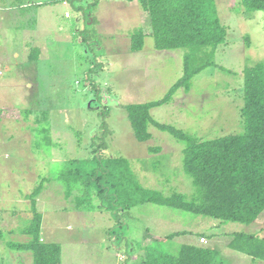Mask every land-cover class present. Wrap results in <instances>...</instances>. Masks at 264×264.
<instances>
[{"label": "rangeland", "instance_id": "374dc122", "mask_svg": "<svg viewBox=\"0 0 264 264\" xmlns=\"http://www.w3.org/2000/svg\"><path fill=\"white\" fill-rule=\"evenodd\" d=\"M134 2L0 0V264H32L31 252L7 244L28 240L22 233L34 214L28 196L41 183L42 237L70 250V264H134L144 256L140 243L179 231L187 233L166 245L171 251L188 243L190 233L203 232L207 247L220 252L215 264H262L228 242L236 233L264 238V212L251 225L151 203L117 215L112 199L87 183L66 197L68 162L93 156L101 145L99 155L126 159L144 187L165 196L197 195L184 170L185 142L155 126L149 141H138L125 109L164 99L183 76L188 53L157 50L149 16ZM216 3L226 43L189 92L180 88L150 111L156 122L202 141L244 132V71L264 62V12L246 11L241 0ZM138 29L144 47L133 52ZM84 191L83 206L77 198Z\"/></svg>", "mask_w": 264, "mask_h": 264}, {"label": "trees", "instance_id": "16d2710c", "mask_svg": "<svg viewBox=\"0 0 264 264\" xmlns=\"http://www.w3.org/2000/svg\"><path fill=\"white\" fill-rule=\"evenodd\" d=\"M126 1H137L141 9L149 14L151 36L157 50H188L183 76L164 99L126 105L125 109L138 141H149L152 138L149 128L155 126L185 142L184 170L192 178L197 195L192 199L182 193L165 196L144 187L126 159L121 158L119 163H115L99 155L101 145L94 150L93 156L68 162V171L63 175L68 183L66 197L69 198L74 190L83 191L87 183L96 189L97 196L106 193L112 199V207L116 208L117 215L119 209L129 213L134 207L151 203L222 222L253 224L264 212V62L244 71L242 134L202 141L173 126L160 124L152 118L151 109L168 103L180 88L190 91L193 78L213 64L215 52L226 43L227 28L219 17L216 0ZM241 5L248 12H264V0H241ZM144 39V31L138 29L132 36L131 50L141 51ZM32 58L38 60L34 54ZM1 117L0 108V121ZM151 150L161 151L160 148ZM78 185H81V190ZM42 190L41 183L28 196L34 213L31 223L22 230L28 240L23 243L9 242L7 247L14 251L31 252L33 264H62L61 244L44 242L42 239L43 216L37 210V197ZM87 196V191H84V196L82 194L77 198V204L87 202ZM124 224L119 223L118 228L123 229ZM183 234L186 232L155 238V244L144 248V256L137 264L216 263L220 252L206 246L183 244L175 252L169 250V243ZM115 238L120 239L116 235ZM230 248L252 259L264 261V238L256 234L236 233Z\"/></svg>", "mask_w": 264, "mask_h": 264}, {"label": "crops", "instance_id": "0c3cea01", "mask_svg": "<svg viewBox=\"0 0 264 264\" xmlns=\"http://www.w3.org/2000/svg\"><path fill=\"white\" fill-rule=\"evenodd\" d=\"M126 1V0H125ZM132 2H134V1H132ZM134 3H137L136 5H138V6H140L139 5V3L136 1V2H134ZM141 8V7H140ZM143 11V10H142ZM142 13V12H141ZM144 13H147V12H145L144 11ZM148 14V13H147ZM148 16H149V14H148ZM149 19H150V17H149ZM150 24H151V22H150ZM15 60H19L21 57V54H20V52H16L15 53ZM0 76H3V74H2V72H1V70H0ZM1 86V85H0ZM29 86H31V85H29ZM179 232H186L187 233V231H179ZM190 234H192V235H195V236H191L190 238H188V240H187V242L188 243H186V244H193V245H197V246H206L207 247V245H208V243L207 244H202L201 242H200V239L202 238V237H205L206 238V236H203L202 234H204L203 232H200V233H196V234H194L193 232L192 233H190ZM206 234V233H205ZM184 235V234H183ZM181 235H179V236H177V238L178 237H180ZM208 238H209V236H208ZM42 239H43V241L44 242H52V241H50V240H46L44 237H42ZM206 240H207V238H206ZM208 242V241H207ZM60 244V243H59ZM155 244V238L154 239H147V241H146V244H142L141 245V243H140V249L138 248V250H141L143 253H144V248L147 246H153ZM228 245H229V247H230V243L228 242ZM62 246V245H61ZM212 249V248H211ZM70 250H66L65 249V251H64V248H63V246H62V264H70V263H72L73 262V253H71V252H69ZM130 253V252H129ZM120 259H121V257H120ZM255 260V259H254ZM140 260H138V262H139ZM252 261V260H251ZM127 262V261H126ZM126 262H125V264H126ZM138 262H136V263H134V264H137ZM32 264H33V261H32ZM248 264H250V260L248 261ZM252 264H254L253 262H252ZM262 264H264V261L262 262Z\"/></svg>", "mask_w": 264, "mask_h": 264}, {"label": "built area", "instance_id": "2783aa9c", "mask_svg": "<svg viewBox=\"0 0 264 264\" xmlns=\"http://www.w3.org/2000/svg\"><path fill=\"white\" fill-rule=\"evenodd\" d=\"M200 242H201L202 244H207V243H208L205 237H202V238L200 239Z\"/></svg>", "mask_w": 264, "mask_h": 264}]
</instances>
